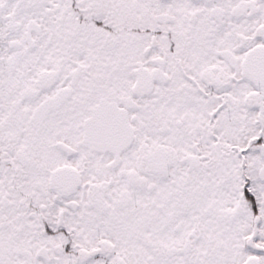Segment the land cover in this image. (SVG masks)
I'll list each match as a JSON object with an SVG mask.
<instances>
[{
    "label": "snow or ice",
    "instance_id": "6c2138e0",
    "mask_svg": "<svg viewBox=\"0 0 264 264\" xmlns=\"http://www.w3.org/2000/svg\"><path fill=\"white\" fill-rule=\"evenodd\" d=\"M0 264H264V0H0Z\"/></svg>",
    "mask_w": 264,
    "mask_h": 264
}]
</instances>
